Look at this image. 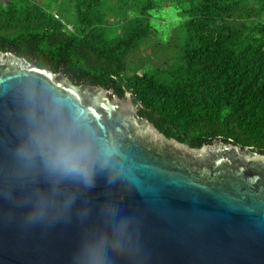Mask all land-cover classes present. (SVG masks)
<instances>
[{
    "label": "water",
    "instance_id": "1",
    "mask_svg": "<svg viewBox=\"0 0 264 264\" xmlns=\"http://www.w3.org/2000/svg\"><path fill=\"white\" fill-rule=\"evenodd\" d=\"M0 264H264V153L0 49Z\"/></svg>",
    "mask_w": 264,
    "mask_h": 264
},
{
    "label": "trees",
    "instance_id": "2",
    "mask_svg": "<svg viewBox=\"0 0 264 264\" xmlns=\"http://www.w3.org/2000/svg\"><path fill=\"white\" fill-rule=\"evenodd\" d=\"M164 1L123 15L112 0H0V49L76 84L130 93L141 116L192 147L220 138L264 153V0ZM109 15L119 16L114 27ZM161 16L187 31L181 54L131 66ZM167 42L157 46L172 51Z\"/></svg>",
    "mask_w": 264,
    "mask_h": 264
},
{
    "label": "rangeland",
    "instance_id": "3",
    "mask_svg": "<svg viewBox=\"0 0 264 264\" xmlns=\"http://www.w3.org/2000/svg\"><path fill=\"white\" fill-rule=\"evenodd\" d=\"M39 3L45 1V0H36ZM117 6L121 14L123 15H128L134 13V9L138 6L139 3H143V0H112ZM165 4L168 5V0L164 1ZM255 5H259L258 3H255ZM170 18L167 17H159V25L157 27L158 30L155 31V35L152 36V39L149 40L148 43L142 44L141 47L136 50L135 52L133 51L131 56L128 59V63L131 64L132 66V60H138L140 56H145V55H152L153 62L160 63L164 58L169 57V61H174L175 59V54L176 58L179 57L181 54V49L182 46L185 44V36L187 34V31L184 29L181 20L176 18L173 20L171 16ZM108 20H112L111 26L114 27L117 25V20H119V16L116 15H109ZM119 22V21H118ZM69 28L72 30L73 25L69 24ZM241 26L244 25V21ZM157 41L158 42H167L171 43L172 46V51L171 48H168L169 46L167 45L166 47L162 46H157ZM160 48V49H159ZM171 53H172V58H171ZM175 53V54H174ZM174 54V57H173ZM132 58V59H131ZM127 96H130V93H127Z\"/></svg>",
    "mask_w": 264,
    "mask_h": 264
},
{
    "label": "clouds",
    "instance_id": "4",
    "mask_svg": "<svg viewBox=\"0 0 264 264\" xmlns=\"http://www.w3.org/2000/svg\"><path fill=\"white\" fill-rule=\"evenodd\" d=\"M56 167L65 174H72L82 171L80 163L73 159L71 154L62 152L61 158L55 162Z\"/></svg>",
    "mask_w": 264,
    "mask_h": 264
}]
</instances>
